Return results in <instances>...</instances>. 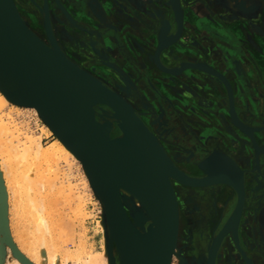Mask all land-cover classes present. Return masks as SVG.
<instances>
[{"label":"water","instance_id":"obj_1","mask_svg":"<svg viewBox=\"0 0 264 264\" xmlns=\"http://www.w3.org/2000/svg\"><path fill=\"white\" fill-rule=\"evenodd\" d=\"M48 1L50 0H43L44 6L48 4ZM54 1L59 7H62L59 0ZM121 1L126 5L129 3V0ZM162 1L164 2L163 8L156 0H150L148 4V8L154 13L155 29L150 30L148 35L135 30H132V33L139 40L145 42L146 51H151L150 54L153 52L152 59L150 57L147 63L149 70L154 75L158 77L160 73L165 75L160 77L163 87L170 93L174 88H181L182 92L180 98L162 96L157 90L158 94L169 105L175 102L180 109H176V111L180 113L184 112L188 115V112H193L195 107L197 108L194 115L196 114L199 121L195 128L189 121L182 125L185 138L194 143L193 148H198L199 153H207L200 162L193 163L196 169L202 173L201 178H193L182 172L132 106L94 76L83 72L82 74H85L84 76L87 77L97 93L94 107L106 106L110 109L111 116L107 123L110 125L111 131L115 124L120 132V136L114 140L121 146L124 158L117 165L106 163L91 148L87 135L82 131L81 123L75 118L71 102L64 88L50 71L37 48V43L20 19L13 0H0V56L12 64L19 75L31 86V94L12 96L10 101L20 106H25L23 102L35 106L80 157L92 176L91 178L87 175L97 198L103 205L107 222L112 227L121 226L120 222L124 219L116 182L132 170L155 186L159 203V219L155 224H148L147 254L144 264H169L170 262L171 251L178 231V210L172 181L182 186L196 188L228 183L237 189L238 195L234 204V212L217 233L213 244L216 246L221 244L228 232L232 231L237 250L239 249L240 256L248 263V257L237 239L238 228L245 209L244 171L227 152L232 154L241 152L245 158H249L247 165L257 164L260 161L264 163V124L254 118L256 116L254 114L255 101L248 93L247 73L240 68L243 60L239 57L232 59L229 54L215 58L214 55H218L213 50L214 46L217 47L215 43L219 48L220 46L228 48V46L222 41H214L212 33H209L206 28L204 29L202 23L197 25L188 15L192 6L201 0ZM83 2L84 0H80L78 6L80 9ZM91 2L95 5L92 10L97 12L103 21H114L110 12L116 7L129 20L138 22V24L142 23V15L147 17L143 12L136 19V15L133 17L125 10V6L118 4L119 0H92ZM127 22L130 21H123V23ZM46 24L48 25V20ZM128 27L129 25L125 30L130 32ZM145 27L151 29L150 26ZM202 29L206 33H203ZM167 30L168 36H165ZM47 32L49 39L55 44L57 52L72 65L54 42L50 31ZM191 32H196L198 35L196 47H192L186 42V37ZM125 35L124 33L123 36ZM137 57L136 60L146 63L140 56ZM214 59L217 64L215 68L210 65ZM74 67L76 66L74 65ZM76 69L78 70L77 67ZM229 73L234 76L236 90H234ZM191 86L196 87V90L194 91ZM191 91L192 95L188 93ZM237 99L240 101L241 107L236 106ZM98 110L101 108L99 107ZM238 110H241L242 116L247 117L250 121L247 122L240 118ZM177 114L175 113V115ZM217 144L223 150L218 148ZM217 149L223 152H219ZM217 159H221L227 164L220 170L223 173H228L233 169L236 174L235 178L226 175L225 177H215L214 164ZM262 203H264V197L256 198L255 205L252 207L255 212L253 213L252 232L255 236L259 221L256 207ZM113 212L118 216V219H121L120 222L115 219ZM121 230L125 233L126 229L122 228ZM124 237L126 238V234Z\"/></svg>","mask_w":264,"mask_h":264},{"label":"rangeland","instance_id":"obj_2","mask_svg":"<svg viewBox=\"0 0 264 264\" xmlns=\"http://www.w3.org/2000/svg\"><path fill=\"white\" fill-rule=\"evenodd\" d=\"M119 1L118 4L125 6V10L133 17L136 15V19L143 12H145L144 14L147 17L142 15V23L140 24L132 20H130L131 22L123 23L120 16H116L114 21L110 22L101 20L97 12L92 9L88 10L85 4L83 6V3L80 9L78 7L80 0H59L62 7H59L54 0L48 1L46 6H44L43 0H27L25 2L30 10L35 9L40 16L46 17L47 13L48 15L50 14L54 30L51 25H47L45 22L43 25L45 35L48 38L47 31L49 30L58 48L72 62H77V65L79 63L80 65L78 66H81V69L94 76L114 92L128 98V102L140 115L143 122L150 130L152 129L153 133L155 132L154 135L158 138L175 165L178 164L184 170L200 173L202 176V173L196 169L193 163L200 162L207 153H199L198 148H193L194 143L185 138L182 125L184 122L189 121L192 127L195 128L199 121L196 114L194 115L197 108L190 104L195 109L186 115L184 112L176 111V109H180H178L175 102L171 105L167 104L157 90L160 91L162 96L180 98L182 94L181 88H174L171 93L170 91L168 92V89H165L163 83L160 82V77L162 78L165 75L162 73H160L159 77L154 75L149 70L147 62L136 60L137 56L144 60V51H146L147 47L145 42L134 36L135 34L132 33V30L148 35L150 30L155 29L154 13L148 8L150 0H129L128 5L126 3L124 5L121 0ZM156 1L163 8L164 2L162 0ZM13 2L21 16L20 10H22V7L17 4L16 0H13ZM28 13L25 12V14L30 16L33 15V12ZM25 23L28 25L27 22ZM128 25L130 32L125 30ZM28 26L30 27V25ZM145 26H150L151 29ZM124 33L126 34L125 36H123ZM197 36L196 32H191L186 37V42L192 47H196L198 45ZM40 38L42 39V37ZM47 38H43V40L48 42ZM191 87L194 88V91L196 90V87ZM188 93L191 94L192 91ZM22 107L19 106L16 109L11 104H8L4 106V113L10 114L12 124L19 129V133H22L20 137L30 134L39 140L41 146L49 147L54 141L53 134L46 130L44 122L38 115ZM99 107L101 111L98 110ZM96 108L99 111V117L105 118V121L108 122L109 116L105 112L110 114V109L106 106H98ZM104 114L105 117H102ZM112 135L120 136L115 124H113V129L110 131V136L112 137ZM18 154L22 155L20 152ZM242 156L243 160H245L244 155ZM17 157L19 158V156ZM39 158L32 161L30 158L29 160H24L20 157L19 162L17 160L12 165V167L15 166L13 168L15 172L13 173L11 168V178L7 174L6 176L4 175L5 178L1 174L0 169V264H14L15 259L21 264H37L29 258L30 250L32 251L31 247L36 245L34 247L37 249L39 243L41 247L47 244L48 241L52 243L50 242L46 246L50 245V249H52L51 244H54V249L61 256L66 252H79L81 248L79 253L83 251L84 253L82 254L87 251L96 253L103 250L102 231L98 225L101 216H99L98 212H104V209L82 166L76 163L77 161L72 162L71 159L61 158L57 162H50L52 156H47L50 159ZM20 161L27 162L25 163L26 166L28 164L27 168L26 166L23 168L21 165L24 162L20 164ZM34 161H41V163ZM1 162L2 157L0 156ZM32 162L39 165L36 166ZM30 164L33 165L30 166ZM33 168H36V170ZM12 175L14 176L13 178L17 176V179H12ZM27 175L32 176L33 179L34 177L39 178L35 179V182L33 179L30 180ZM24 176L28 178L26 179ZM22 179L26 181L18 183V181L23 182ZM11 181L17 189L13 187ZM31 182L35 183L32 184L34 188H30L29 184ZM27 183H29V187H27ZM25 185L28 190L24 189L26 188ZM18 186H20L19 190ZM180 186L185 193L188 192L185 196H182L185 201H187L188 197L195 198L198 201L195 210L187 212L190 219L196 220L186 225L188 241L192 245H196V240L200 237L204 239V243L210 245L224 225L227 216L229 217L234 198H231L230 191L224 186L217 185L204 188ZM246 188L247 202L238 228L237 239L248 257V263L245 262L235 248L234 236H231V233L226 235L221 246L224 242L231 243L232 256L234 257L231 264H253L252 257L254 258V264H264V203L256 207L259 220L258 231L256 236L252 232L253 213H255L252 207L255 205L256 198L261 199V197H264V183L256 185L255 180H252L248 175ZM15 191H18V193ZM18 194L21 195L18 196ZM214 194L216 196L211 202L209 199ZM218 197L219 199L226 198L227 204L222 205V200H218ZM219 206L220 208L222 206L223 215L214 227L209 222L207 214L211 208ZM213 216L215 215H212L211 218ZM179 217L183 218L184 214L180 212ZM44 224H48V226L46 227ZM39 227H44V229L49 227L51 229L48 228L49 233L52 235L51 237L49 236L50 239L47 237L50 234L46 235L48 230L45 229V232H47L44 233L46 236L44 239L47 241H42L44 239L39 234L41 232L37 231ZM39 231H41V228ZM228 235L230 236L227 237ZM46 246L39 247V251H42ZM60 260L62 262H59L58 259L56 264H85L84 261L77 262L69 258ZM47 264H52V262L49 261Z\"/></svg>","mask_w":264,"mask_h":264},{"label":"bare ground","instance_id":"obj_3","mask_svg":"<svg viewBox=\"0 0 264 264\" xmlns=\"http://www.w3.org/2000/svg\"><path fill=\"white\" fill-rule=\"evenodd\" d=\"M91 1L92 0H84V2H83V6L85 4V6L88 10L95 8L94 3ZM115 10L120 12L118 17L120 16L123 21H130L129 18L120 9H118L116 7ZM110 14L112 17L114 16L113 19L116 17L114 15V10H112L110 12ZM86 15H87V13H86ZM19 16H20V14H19ZM20 19L24 23V25H25L27 31L29 32V34L31 35V37L37 43V48H38L39 52L41 53L42 57L44 58V60L46 61V63L48 64L50 71H52V73L54 74V77L57 80H59V83L64 88V91L66 92V94H67V96L71 102V106L73 108V113L75 115V118L79 123H81L82 131L87 135L91 148L93 150H95L97 152V154L106 163H108L110 165L119 164L124 158V152H123L121 146L118 145L117 142L114 140V138H116L117 136H114V137L110 136V131H111L110 125L105 121V118L102 119L101 117L98 116V112L101 110L97 111L96 110L97 108L94 107V101L96 100L97 93H96V90L94 89V87H92V85H91L90 81L87 79V77L84 76L85 74H82L83 72H86V71L81 69L76 63L72 62L63 53L71 61L73 66L70 63H68L66 60H64V58L61 57V55L57 52L55 44L49 39V37L47 38L48 42H45L43 39H41L37 35V33L35 31H33L25 23V21L22 19L21 16H20ZM166 35L168 36V30H167V33L165 34V36ZM150 52L144 51V60L146 62L150 59V57L152 59L153 52L151 54H150ZM74 65L78 68V70L76 69V67H74ZM30 89H31V86H29L28 83L19 75L16 68L12 64H10L7 60H5L4 58H2L0 56V156L2 157V162L0 163L1 174H3V176L4 175L6 176V174L10 175L9 178H11L10 172L15 167V166L12 167V165L17 160L19 162L20 157H22V159H24V160H27V159L29 160V158H30L33 161V160H37V158H39V157H41V159H43L42 157L47 158V156L49 155L50 157L52 156V159L47 158V159L51 160V161L49 160L50 162H57L61 158L71 159L72 162L77 161L76 163H79L82 166L84 173L86 175H89L92 178L90 172L88 171L86 166L83 164L80 157L72 150V148L67 144V142L64 140V138L45 119V117L42 115V113L35 106L29 105V104L24 103V102H23V105H25V106H23L22 108H26L28 111L34 112L36 115H38L42 119V121L44 122L46 130L53 134L54 141L49 147L48 146L45 147V146H41L39 143V140L30 134L25 135V137H20L22 133H19L18 132L19 129H17L12 124V120L10 118L11 116H9L10 114H8L6 112L4 113V106L11 104L13 108L17 109L20 105L11 102L10 97L17 96V95L28 96V94H31ZM119 96L126 103H128L130 106H132L130 104V102H128L127 97H124L123 95H119ZM105 114L106 115L108 114L109 119H110L111 112H110V114L105 112ZM105 114L102 117H105ZM109 119H107V120L109 121ZM151 131H152V129H151ZM23 134H25V133H23ZM154 134H155V132H154ZM215 145H216V143H215ZM217 146H219L218 148L222 149V147L219 144H217ZM10 150L12 151L13 154L11 153ZM19 152L22 154L21 156L18 154ZM219 152H220V150H219ZM227 154L229 156H231L232 158H234L235 160H237L243 164H245V163L247 164V161L249 159V158L247 159L244 157L245 160H243V158H242L243 154L241 152L238 154H232L230 152H227ZM17 156H19V158ZM16 158H18V159H16ZM22 162H24V163L21 166H23V168H24V166H26L25 163H27V162H25V161H22ZM22 162L20 164H22ZM34 162H37V163L40 162L41 163V161H34ZM34 162H32L34 165L35 164H36V166L39 165V164L34 163ZM32 165L30 164V166H32ZM260 165L264 166V163H262L260 161ZM27 166H28V164H27ZM27 166H26V168H27ZM224 166H227V164L225 162H223L221 159L216 160V163L214 164V167L216 169L215 170V177H218V176L219 177H225V175H226V176H229L231 178H235L236 174L234 173L233 169H231L232 171L228 170L229 171L228 173H223L220 170ZM33 169L36 170V168H33ZM3 171L5 172V174ZM12 171H13V173L15 172L14 169ZM32 171H34V170H32ZM239 171H240V169H239ZM37 173H38V171H37ZM240 173L242 174L241 171H240ZM18 174H20V173H18ZM21 174H22V172H21ZM23 175H24V171H23ZM38 176H39V174H38ZM251 176H254V175H251ZM13 177L14 176L12 175V179H14V180L17 179V176H15L16 179ZM24 177L27 179L30 176H28V177L24 176ZM31 177H30V180L33 179V177L32 178ZM38 178L39 177H34L33 181H35V179H38ZM262 178H264V177H262ZM252 179H253V177H252ZM30 180H29V182H30ZM22 181H23V179H22ZM25 181L26 180H24L23 182L18 181V183H24ZM255 181H256V179H255ZM9 182H10V180H9ZM11 183L13 184V187H14V183L12 181H11ZM38 183H40V182H38ZM28 184L29 183L26 184L27 187H29ZM32 184H35V183L31 182L29 184L30 188L33 187ZM26 185H25V187H26ZM115 185L118 189V197H119L120 203H121L123 211H124V219H122V221H121L120 218L118 219V216L115 214V212H113V216L115 217V219L118 222L121 221L120 222L121 226L119 225V227H116V226L112 227L107 222V219L105 217L104 212L103 211L98 212L99 216H101V220H99L98 225L102 231V242H103V245H102L103 250L102 251L96 252V253H92V252L87 251V252H85V254H82V253H84L83 251L81 253H79L80 250L82 249L81 248V249H79V252H74V253L73 252L72 253L66 252L63 256H61L54 249V244H51V247H53L52 249H50V245H48L49 248H48V246H46L48 243L50 244L51 241L50 242L48 241V243L46 242L47 244L43 243L44 241H47L44 239L46 237L44 235V233L47 232V231L45 232V229L48 230V228H49L48 227V228L44 229V227H45L44 226V227H39V229L37 230L38 232H41L39 234H41L43 239H44V240H42L43 241L42 243L44 245L40 247L41 244L39 243V245H37V246H39L40 248L46 246V248H44L43 250L41 249L42 251H39V247H37V249H38L37 250L34 247L36 245H34V246L31 245L32 251L30 250V252H31L30 257H29L30 260L37 263V264H47L49 261L52 262V264H56L58 259H59V262H62V260H60V259H68V258L74 259L77 262L78 261L79 262L84 261L85 264H144L145 259H146V254H147V238H148L147 228H148V224H155L156 222H158V219H159V203H158V196H157L155 186L152 183L145 180L143 177L139 176L137 173H135L132 170H130V172H128L122 179H120L118 182H116ZM218 185L224 186L225 188H227L230 191L231 198L232 197L234 198L233 208L229 214V217L231 218V216L234 212V208H235L234 204L236 201V197L238 195L237 189L233 185L228 184V183L227 184L222 183V184H218ZM20 186H18V190L20 189ZM214 186H217V185H214ZM27 187L24 189L26 190ZM14 188L17 189L16 186ZM179 188H181V186L178 183L172 181V189H173L175 201L177 203V210H178V195L176 194V191L178 192ZM21 189H22V187H21ZM30 190H32V189H30ZM15 192L18 193V191H15ZM24 193H25V191H24ZM19 195H21V194H18V196ZM24 196H25V194H24ZM26 196H27V194H26ZM19 198H21V197H19ZM35 209H36V207H35ZM229 217L227 216L226 220H228ZM40 218H42V217H40ZM43 221H42V224H43ZM37 225H39V224H37ZM44 225H46V224H44ZM178 225H179V214H178ZM47 226H48V224L46 225V227ZM40 228H41V231H39ZM122 228L126 229L125 233L121 230ZM49 232L50 231L48 230L46 235ZM230 233L232 236V231L228 232V234H230ZM49 234L50 235H47V237L52 236L51 233H49ZM125 234H126V238L124 237ZM229 236L230 235H228L227 237H229ZM50 237H49V239H50ZM51 239H54V238H51ZM177 240H178V231H177V235H176V240L174 242V246H173L172 251H171V257H170L169 264H174V261L179 258V253L177 251L178 250L177 249ZM37 241L39 242V240H37ZM235 248L237 249L238 247H235ZM81 259H83V260H81ZM14 264H21V263L15 259Z\"/></svg>","mask_w":264,"mask_h":264},{"label":"crops","instance_id":"obj_4","mask_svg":"<svg viewBox=\"0 0 264 264\" xmlns=\"http://www.w3.org/2000/svg\"><path fill=\"white\" fill-rule=\"evenodd\" d=\"M119 14L114 10L115 16ZM188 15L197 25L202 23L204 29L212 33L214 41H222L230 48H219L213 42L217 46L213 50L218 53L215 58L229 54L232 59L239 57L243 60L240 68L247 73L248 93L255 101L254 118L264 124V0H201L192 6ZM204 29L201 31L206 33ZM210 65L217 67L215 59ZM229 77L234 80L231 73ZM235 83L233 81L234 90ZM237 105L242 106L238 99ZM238 114L250 121L242 116L241 110Z\"/></svg>","mask_w":264,"mask_h":264},{"label":"flooded vegetation","instance_id":"obj_5","mask_svg":"<svg viewBox=\"0 0 264 264\" xmlns=\"http://www.w3.org/2000/svg\"><path fill=\"white\" fill-rule=\"evenodd\" d=\"M16 1H17V4L22 7V10H20V12H21V16L24 19V21L27 22L28 25H30V27L37 33V35L42 37V39L47 38L44 32V28H43V25L45 24V22H47V20H48V24L51 25L52 29L54 30L53 23H52V17L50 16V14L48 15L47 13L46 17L43 15L40 16L36 12L35 9L30 10L28 8V5H26L27 0H23L24 2L21 0H16ZM25 12L27 13L33 12V15L30 16L28 15L29 13L25 14ZM37 23L39 24L37 25ZM78 65L80 64L78 63ZM114 136H118V135H112V137ZM217 150H220V149H217ZM235 162L239 165L240 169L244 171L243 176H244V187H245V202H244V207H245L246 202H247V188H246L247 176L249 175L251 178L253 177L252 180L256 179L255 181L256 185L258 183H264V178H262L264 177V166H261L260 163H257V164L251 163L247 165L246 163L243 164L237 160H235ZM176 166L182 172H184L186 175L190 177H193V178L202 177L200 173H195L193 171L184 170V168L178 164H176ZM251 175H254V176H251ZM186 193L185 191L182 190V188H179L178 192L176 191V194L178 195L179 214L180 212H182L185 218L183 217L184 218L183 219L182 217H179V229H178V240H177V249H178L177 251L179 253V258L174 261V264H231L234 258L232 256L231 243L229 244V242H224L225 244L223 243L222 246L221 244H218L216 246L213 244V241H212L211 244L209 245L207 243H204V239L200 237L198 238V240H196V245H192L188 241V235H187L188 230H187L186 225L187 223L194 222L196 220L190 219L189 218L190 216L187 214V212H191L195 210V207L198 205V201L195 198L193 199L192 197H188L187 201H185L182 196H185ZM215 196L216 194L212 195L209 200L213 202ZM218 200H222V205L227 204L226 198L219 199L218 197ZM232 208L230 209V212ZM207 215L209 217V222L211 223L212 226L215 227L223 215L222 206L221 208L220 206L211 208ZM212 215H215V216L211 218ZM234 246L236 247L235 242H234ZM251 259H252V263L254 264V258L252 257Z\"/></svg>","mask_w":264,"mask_h":264}]
</instances>
